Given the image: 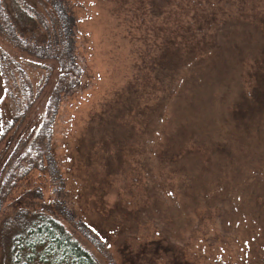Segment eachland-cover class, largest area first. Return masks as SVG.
I'll return each instance as SVG.
<instances>
[{"label":"rangeland","instance_id":"obj_1","mask_svg":"<svg viewBox=\"0 0 264 264\" xmlns=\"http://www.w3.org/2000/svg\"><path fill=\"white\" fill-rule=\"evenodd\" d=\"M69 1L84 73L55 172L23 160L3 207L50 210L97 264H264V0ZM29 64L0 37V175L44 111L12 120Z\"/></svg>","mask_w":264,"mask_h":264},{"label":"trees","instance_id":"obj_2","mask_svg":"<svg viewBox=\"0 0 264 264\" xmlns=\"http://www.w3.org/2000/svg\"><path fill=\"white\" fill-rule=\"evenodd\" d=\"M70 2L0 0V37L23 53L29 67L32 64L41 71L35 83L26 69H18L24 104L12 120L17 122V118L26 116L39 94L46 96L37 128L26 140L29 145L18 153L14 146L12 169H3L0 175V264H97L50 210L19 201L13 207L2 204L6 195L3 189L9 190L14 184L16 169L23 167V160L25 171L47 168L55 172L47 153L51 127L61 101L79 88L84 73L75 53L77 16ZM6 125L4 132L12 123Z\"/></svg>","mask_w":264,"mask_h":264}]
</instances>
